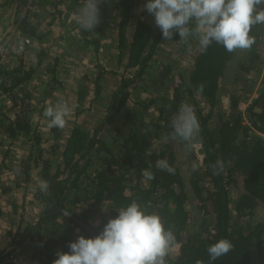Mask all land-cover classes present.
<instances>
[{
	"label": "trees",
	"instance_id": "16d2710c",
	"mask_svg": "<svg viewBox=\"0 0 264 264\" xmlns=\"http://www.w3.org/2000/svg\"><path fill=\"white\" fill-rule=\"evenodd\" d=\"M18 1L3 4L10 7ZM63 2L42 0L41 11L21 21V34L61 46L62 40L48 41L39 25L44 20L52 24ZM113 2L117 15L108 10ZM144 2L147 0H103L99 4L101 23L94 30L76 25V35L81 38L75 35L70 43L90 45L95 60L104 43L114 56L111 62L115 60L116 68H121L113 71L98 62L89 72L92 79L86 73L79 80L76 108L87 104L84 109L89 111L103 104L92 129L78 123L68 132L49 129L47 117L41 128L18 115L11 119L0 107V218L9 222L11 217L19 218L16 229L3 237L7 241L0 238V264H52L56 251L67 252L77 235L92 236L63 215L44 219L56 202L98 233L117 215V208L132 200L150 205L148 211L157 212L165 228L174 232L177 245L166 257L167 264H196L197 260L210 264L206 249L221 238L230 240L233 249L211 264H264V216H259L264 212V24L253 26L251 35L256 42L244 51L236 77L222 90L221 80L238 50L229 53L213 42L202 53L190 37L193 56L189 65L159 62L158 55L170 58L171 49L189 51L178 33L166 41L152 20L137 14ZM81 3L69 0L66 17L79 14ZM110 38H114L112 43L106 41ZM59 62L58 55L40 49L34 65L27 66L22 56L11 67L0 66V97L11 103L31 98L27 88L31 84L44 88V102H58L54 92L61 84L56 78ZM111 74L117 77L116 84L106 89L105 79ZM139 94L144 96L139 98ZM182 103L194 107L200 126L190 147L170 135L171 121ZM21 138L27 153L21 151L11 158V150ZM181 151L190 154L191 163L198 165L196 171L191 167L183 174L178 159ZM10 158L16 161L14 166L7 163ZM159 159H166L175 174L157 168ZM218 160L222 170L213 174L212 165ZM150 165L155 178L145 183L142 170ZM40 180L48 182L46 192L39 190ZM2 202H8L10 208ZM29 250L31 258L26 254Z\"/></svg>",
	"mask_w": 264,
	"mask_h": 264
},
{
	"label": "clouds",
	"instance_id": "9594fccd",
	"mask_svg": "<svg viewBox=\"0 0 264 264\" xmlns=\"http://www.w3.org/2000/svg\"><path fill=\"white\" fill-rule=\"evenodd\" d=\"M102 2L82 0L78 22L83 30H94L101 23L99 4ZM143 7L154 17L155 26L166 41H171L176 32L189 52L192 50L190 37L198 42L202 53L213 42L229 53L250 50L256 42L251 35L253 26L264 24V0H147ZM198 90L202 92L203 85ZM72 111L73 107L63 99L49 104L44 110V116L49 118L48 128L63 129ZM171 128V138H178L190 147L200 132L194 107L182 103L171 121ZM156 167L175 174V168L166 159L157 160ZM150 168L151 165L142 170L145 183L155 178ZM197 168L193 163L192 170ZM212 168L213 174H218L222 162L218 160ZM37 186L41 192H46L48 182L40 180ZM148 207L132 200L117 208V215L109 218L96 235L87 238L77 235L69 242L67 252L56 251L52 264H167L166 257L176 247L177 240L174 232L165 228L162 217L155 211L149 212ZM232 249L233 244L226 238L209 245L206 251L210 264ZM196 264L204 262L197 260Z\"/></svg>",
	"mask_w": 264,
	"mask_h": 264
},
{
	"label": "rangeland",
	"instance_id": "374dc122",
	"mask_svg": "<svg viewBox=\"0 0 264 264\" xmlns=\"http://www.w3.org/2000/svg\"><path fill=\"white\" fill-rule=\"evenodd\" d=\"M144 5H145V2L141 3L138 6L137 14L140 15L142 18H147L148 20H152V22L155 24L154 17L146 11V9L143 7ZM112 8L114 9V5L109 4V12L111 14L113 13L114 15H117L116 10H113ZM110 39H107L106 41H110V43H112L114 38L113 39L110 38ZM195 41L196 40H194V42ZM103 45H104V43H103ZM164 47L167 48L168 46H164ZM197 47H198V45L196 43H194V48L196 49ZM170 52L172 53V56H170V58L169 57L165 58L164 56L158 55V57H157L158 61L164 62L166 60H173L177 64L181 65V67H182V66L189 65V63H190L189 61L191 60V58L193 56V52L182 51L180 48L174 49V50L171 49ZM81 53L76 54L74 57L75 60H77L79 64L76 62L74 63V61H73V63L75 64L74 66L77 69H75L71 72V73H74V75L72 77H70V79H69V77H67V75L65 73H63V74H61L60 72L58 73V76L61 77L59 80H62V81H60L61 82L60 85H56V91L54 92V95H55L54 99L59 98L61 100V99H63L62 96L66 95L65 101H66V99L69 100V96H71V95H69L68 89L65 88V85H68V83H69V85H70V83H72L73 87L77 90L78 87H75V83L76 82L79 83L78 77L83 75L82 74L83 71L81 69L80 61L84 57V55L83 54L81 55ZM243 54H244V51L238 50L236 58L233 61H231L229 68L227 69V72L225 73L224 77L221 80V89L222 90L226 89V86L228 85V83L233 81L234 78L236 77L237 63H238L239 59H241L243 57ZM71 56L72 55L67 54L65 52L62 53V55H61L62 59H61V62H59V67L61 68V70L64 69L65 67H67V64L70 61L69 57H71ZM99 56L100 57L96 60V62L93 61V64H92L93 66H91L92 68L99 62V60L101 58H103V55H99ZM109 57H110V61H108V62L105 61V64L108 65V69H111L113 71L114 70L120 71L121 68H116V66H115L116 65L115 60H112V62H111V59H113L114 56L110 55ZM91 58H93V57H89V63L92 62V61H90ZM77 72H79V73H77ZM80 74H82V75H80ZM40 76H41L40 74L36 75L35 79L39 80ZM116 79H117V77L115 75H112V74L107 75V78L105 79V83H106L105 88L106 89H113L115 84H116ZM38 82H40V81H36L35 84H38ZM62 82H63V85H62ZM27 87H30L28 89L30 91L31 98L22 97L21 99H19L15 103L9 102V104L6 103V104H4V106H3V104H0V107L2 106V111L4 113H6L7 116H9L11 119H14V117L16 115H18V116H20V118L22 120H26L27 122H30L33 126H35L36 124H40V127L43 128L46 126L47 119L44 118L43 114L39 113L40 107L42 108V105L46 103V105H45V108H46L49 104H54L53 103L54 100L51 102H44L43 101V97H44V95L42 94V91L44 89L43 87H42L43 88L42 90L39 87H32L31 85L27 86ZM76 90L73 92L75 93ZM58 91L61 92V94L59 96L57 95ZM75 96H76V94H75ZM141 96H144V95L141 94L139 96V98ZM221 98H222L223 105L225 107L227 99H226V96L224 94V91H223V94L221 95ZM27 104H28V106H27ZM102 105L100 104L99 106L94 107L93 108L94 111H93V109L92 110L89 109V111H86L84 108L88 107L87 104H84V106L81 108H76L75 105L71 106V107H73V111L70 114V116L67 117V124L64 127V129H65L64 131L68 132L75 123H78L79 125L86 127L87 129H92L93 124L95 122V117L99 113V110H101ZM81 109H84V111L80 112ZM42 133H45L44 129H42ZM22 140H24V139H22ZM22 144H24L23 141L19 142V144H16V145L14 144L15 146L11 150V158H12V154L14 157H16V155L17 156L20 155L19 153H21V151L27 153L28 147H25L23 149ZM18 148H20V149H18ZM19 150H21V151H19ZM11 158L7 163L9 165L14 166L15 165L14 163H16V161L12 162L13 159H11ZM178 159H179V166L181 167L183 174L187 175L188 172L191 170V167H192L190 154L188 152L181 151L178 154ZM15 201H19V198H16ZM2 205H4V207H6V205H7L6 209L10 208L8 202L7 203L2 202ZM18 211L20 212V210H18ZM259 216H264V212L260 211ZM11 220L12 221L9 222L10 220L8 221V220H6V218H0V238L7 237L8 236L7 232H9L10 230L16 229L15 227L19 223V218L17 216H14V217H11ZM2 241L5 243L7 241V239L3 238ZM20 252H22V251H20ZM23 254H25V253H23ZM26 254L29 255L30 258L32 257V252L30 250L28 253L26 252Z\"/></svg>",
	"mask_w": 264,
	"mask_h": 264
},
{
	"label": "crops",
	"instance_id": "0c3cea01",
	"mask_svg": "<svg viewBox=\"0 0 264 264\" xmlns=\"http://www.w3.org/2000/svg\"><path fill=\"white\" fill-rule=\"evenodd\" d=\"M4 1L5 0H0V40L3 39L6 35H8L10 30L12 29V18H13V15L15 13V9H17L16 10V13H17L22 8V5H23V0H19L17 3L15 2L14 4L12 3V5L10 7L7 5L4 6V4H3ZM68 1L69 0H64V2L62 4L58 5L59 14H57V16L53 19L52 24L48 25L46 20H44V22L39 25V31L45 36V38H47L48 41L49 40H60V41L62 40L63 41L62 45L56 46V45L52 44L51 41H49V42H45V41L36 42L33 40L32 46L23 55L24 63L27 66L34 65L35 53H36V51H38L40 49L41 50L46 49L48 52H50V54L58 55V57L60 58V62L62 59L61 55L63 52H65V53L70 54L72 56L69 57L70 61L67 64V67L60 70V73L61 74L65 73L67 75V77H69V79H70V77H72L74 75V73H71V72L73 70L77 69L74 66L75 65L74 63L75 62L78 63V61L75 60L74 57L76 54H78V53L80 54L82 52L81 55L82 54L84 55V57L80 61L81 69L83 71L82 74L88 73L89 77L92 79L93 75L91 73H89L90 71L93 72V70H94V68H92L91 66H93L92 64H93V61L95 59L91 58L90 61H92V62L89 63V57H94V51H93L92 47L90 48L89 47L90 45H85V44H83V42L79 43V41L78 42L75 41V42H73V44L70 43V41L72 40L71 38H74V36L76 35V31H77L76 25L79 22H78V14H76V13H68V16L66 17V14H65L66 8L65 7H66ZM7 2H8V0H7ZM112 5H114V9L113 8L112 9L115 10V2H113ZM78 6H79V8H77V9L80 10V8L82 7V3ZM47 10H49L48 7H47ZM108 10H109V8H108ZM129 37H131V32L129 33ZM78 38H81V37H78ZM99 47H100L99 51H100V53L102 52L101 55H103V58H102V60H99V63H101L104 67H108V65L105 64V61H107V62L110 61L109 56L112 54H111L110 50L107 51V49L104 48L103 44H100ZM73 61H74V63H73ZM95 62H96V60H95ZM77 73H79V72H77ZM82 74H80V75H82ZM56 78L59 80L61 77H59L57 74ZM81 78H82V76H79L78 81ZM59 81H62V80H59ZM30 85L31 84H29L28 86H30ZM62 85H63V82H62ZM78 85H79V83L76 82L75 87H78ZM34 86H36V85H34ZM27 88H30V87H27ZM65 88L68 89V93H69V95H71V96H69V100L66 99V102L71 107V106L75 105L74 101H75V93L76 92L74 93L73 91H75L76 89L73 87L72 83H70V85H69V83H68V85H65ZM62 97H63V100L65 101L66 95H63ZM6 103L9 104V100L6 97L1 96L0 97V104L4 105ZM27 106H28V104H27ZM44 110H45V107H43V110L40 107L39 113L44 115ZM90 110H92V109H90ZM93 111H94V109H93ZM18 118L21 119L20 116H18ZM44 118H46V117L44 116ZM14 119H16V117H14ZM22 141L23 140H21L20 142H22ZM24 146H25V142H24V144H22V147H24ZM18 149H20V148H18ZM21 150H19V151H21Z\"/></svg>",
	"mask_w": 264,
	"mask_h": 264
},
{
	"label": "built area",
	"instance_id": "2783aa9c",
	"mask_svg": "<svg viewBox=\"0 0 264 264\" xmlns=\"http://www.w3.org/2000/svg\"><path fill=\"white\" fill-rule=\"evenodd\" d=\"M42 0H24L22 8L18 11L12 29L2 40H0V66L11 67L23 56L27 47L33 42L32 39L24 37L19 29L21 21L28 14H38L41 11ZM17 263V260H15ZM4 264V263H3Z\"/></svg>",
	"mask_w": 264,
	"mask_h": 264
},
{
	"label": "water",
	"instance_id": "95a60500",
	"mask_svg": "<svg viewBox=\"0 0 264 264\" xmlns=\"http://www.w3.org/2000/svg\"><path fill=\"white\" fill-rule=\"evenodd\" d=\"M16 10L15 9V13L13 15L12 18V25L15 21L16 18ZM2 40V39H1ZM65 213H70L68 211H66L63 207H61L60 205L57 204V202L50 208V210L48 211L47 215L45 216L44 219H46L47 217H49L52 214H58V215H63L67 218H69L70 220L74 221L75 223H77L80 227H83L86 231H88L92 236L96 235L97 232L85 221H83L82 219H80L78 216H76L73 213H70L68 215H65ZM43 219V220H44Z\"/></svg>",
	"mask_w": 264,
	"mask_h": 264
},
{
	"label": "flooded vegetation",
	"instance_id": "af4514ba",
	"mask_svg": "<svg viewBox=\"0 0 264 264\" xmlns=\"http://www.w3.org/2000/svg\"><path fill=\"white\" fill-rule=\"evenodd\" d=\"M17 14H18V12H17ZM17 14H16V17H17ZM16 19V18H15Z\"/></svg>",
	"mask_w": 264,
	"mask_h": 264
}]
</instances>
